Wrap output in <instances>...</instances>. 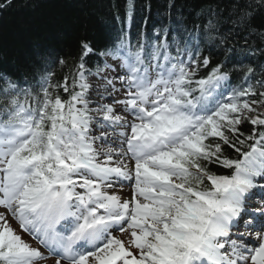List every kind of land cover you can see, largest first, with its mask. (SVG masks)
Returning a JSON list of instances; mask_svg holds the SVG:
<instances>
[{"label": "snow or ice", "instance_id": "obj_1", "mask_svg": "<svg viewBox=\"0 0 264 264\" xmlns=\"http://www.w3.org/2000/svg\"><path fill=\"white\" fill-rule=\"evenodd\" d=\"M175 8L0 69V264H264V0Z\"/></svg>", "mask_w": 264, "mask_h": 264}, {"label": "trees", "instance_id": "obj_2", "mask_svg": "<svg viewBox=\"0 0 264 264\" xmlns=\"http://www.w3.org/2000/svg\"><path fill=\"white\" fill-rule=\"evenodd\" d=\"M168 3L169 0H135L133 33L145 19L149 32L153 25L166 23ZM205 3L206 0H175L173 17L182 11L191 20ZM124 6L125 0H13L10 8L0 12V69L15 71L36 53L48 49L74 54L77 41L84 36L98 47L103 46L118 30L116 16L123 18ZM249 128L246 125L243 130L248 132ZM227 152L232 158H242L231 149ZM217 171L227 174L224 169Z\"/></svg>", "mask_w": 264, "mask_h": 264}, {"label": "rangeland", "instance_id": "obj_3", "mask_svg": "<svg viewBox=\"0 0 264 264\" xmlns=\"http://www.w3.org/2000/svg\"><path fill=\"white\" fill-rule=\"evenodd\" d=\"M124 194H125V195L128 194V189H127V187L124 189ZM13 226L15 227L16 225L14 224ZM22 235H23V238H24L25 240H28L29 242H31L32 245H33L34 247L37 246L36 242L33 241V240H31V237H29L27 234H22ZM54 261H55V258H54V257H53V258H50V259H48L47 264H54Z\"/></svg>", "mask_w": 264, "mask_h": 264}, {"label": "bare ground", "instance_id": "obj_4", "mask_svg": "<svg viewBox=\"0 0 264 264\" xmlns=\"http://www.w3.org/2000/svg\"><path fill=\"white\" fill-rule=\"evenodd\" d=\"M258 194L261 196L263 193H260L259 191H257L256 195H258ZM256 200H258V199H256ZM252 202H253V206H256V207H259L260 206L257 203L258 201H256V202L252 201ZM251 206H252V204H251Z\"/></svg>", "mask_w": 264, "mask_h": 264}]
</instances>
